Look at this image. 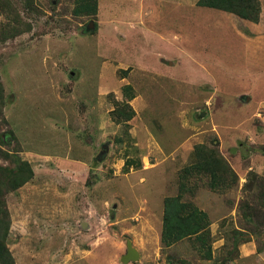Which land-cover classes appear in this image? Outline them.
Wrapping results in <instances>:
<instances>
[{
  "label": "rangeland",
  "instance_id": "374dc122",
  "mask_svg": "<svg viewBox=\"0 0 264 264\" xmlns=\"http://www.w3.org/2000/svg\"><path fill=\"white\" fill-rule=\"evenodd\" d=\"M73 1L35 0L42 15L22 12L32 31L0 43L3 131L35 171L6 199L14 263L120 264L129 238L140 253L129 264H221L186 240L162 249L163 200L177 195L194 145L214 142L238 185L217 193L192 177L182 201L208 214L215 259L245 230L246 176L264 177V0L259 24L195 10L197 0H98L95 19L74 18ZM90 21L96 32L81 35ZM124 84L135 116L117 125ZM139 157L140 169L126 168ZM250 237L222 264H264V236Z\"/></svg>",
  "mask_w": 264,
  "mask_h": 264
},
{
  "label": "trees",
  "instance_id": "16d2710c",
  "mask_svg": "<svg viewBox=\"0 0 264 264\" xmlns=\"http://www.w3.org/2000/svg\"><path fill=\"white\" fill-rule=\"evenodd\" d=\"M53 4V1H50ZM196 5L201 8L218 10L234 15L243 21L259 24L262 18V6L259 0H197ZM35 0H0V13L5 20L0 25V43L13 40L23 33L31 32L32 21L23 18L22 12L27 15H42L41 10L35 7ZM22 10H21V9ZM98 0H74L71 16L74 18L95 19L98 14ZM27 18V17H26ZM96 32L86 34L84 28L80 29L81 35H93ZM74 73V72H73ZM123 77L127 70L120 72ZM120 99H113L114 106L110 111L111 120L119 125L125 124L135 116L131 101L135 98V92L130 84H124L119 89ZM6 102L4 85L0 81V264H15L14 258L8 248L10 236L11 218L7 208L6 199L10 194L17 192L32 181L35 171L29 161L20 156V146L16 136L11 130L3 131L8 121L3 116ZM119 143L122 140L118 139ZM97 162V159L95 160ZM126 168L142 167L141 157L137 160L127 159ZM192 177L206 178L207 187L217 193H222L231 187L238 185L237 173L229 165L228 161L221 156L214 142L194 145L190 155V163L179 173L178 193L174 197L163 200L161 215L160 244L162 249H169L181 241H188L189 246L203 260L232 262L236 258L238 247L250 242V236L259 238L264 236V177L254 171L247 174L243 190L246 199L238 204V211L245 222L244 229H233L227 238H231L232 250L225 256L213 258L212 236L210 233V220L208 214L199 209L193 202H183L186 193L194 194V189L187 186ZM195 186V185H194ZM193 186V187H194ZM192 188V189H191ZM167 264H172L170 257L166 258ZM221 263V264H222Z\"/></svg>",
  "mask_w": 264,
  "mask_h": 264
},
{
  "label": "water",
  "instance_id": "95a60500",
  "mask_svg": "<svg viewBox=\"0 0 264 264\" xmlns=\"http://www.w3.org/2000/svg\"><path fill=\"white\" fill-rule=\"evenodd\" d=\"M94 28V24L92 21H90L87 26L84 29L85 33H89L90 30ZM74 73L71 72L70 76H73ZM245 99H250L249 96L243 97ZM108 149L104 146V152L102 153V156L104 153H107ZM97 161H99V155L96 157ZM115 207V205L113 206ZM125 253L119 258L120 264H129V263H137L140 259V253L139 251L133 246L132 241L129 238H125Z\"/></svg>",
  "mask_w": 264,
  "mask_h": 264
},
{
  "label": "crops",
  "instance_id": "0c3cea01",
  "mask_svg": "<svg viewBox=\"0 0 264 264\" xmlns=\"http://www.w3.org/2000/svg\"><path fill=\"white\" fill-rule=\"evenodd\" d=\"M148 3V7H150L151 8V6H153L152 4H150V2H147ZM156 4V3H155ZM195 6H196V8H195V10H198V8H200V9H208V8H201V7H198L197 5H196V3H195ZM156 7V6H155ZM198 7V8H197ZM152 10H155V9H153V8H151ZM160 8L159 7H156V10H159ZM170 10H176L175 8L173 9V8H170ZM179 10H181V8L179 9ZM182 10H186L185 8H182ZM208 10H212V9H208Z\"/></svg>",
  "mask_w": 264,
  "mask_h": 264
},
{
  "label": "flooded vegetation",
  "instance_id": "af4514ba",
  "mask_svg": "<svg viewBox=\"0 0 264 264\" xmlns=\"http://www.w3.org/2000/svg\"><path fill=\"white\" fill-rule=\"evenodd\" d=\"M102 147L103 145L101 146V150H99V152L97 153V156L99 155V157L102 156V153L104 152V147L103 148Z\"/></svg>",
  "mask_w": 264,
  "mask_h": 264
},
{
  "label": "clouds",
  "instance_id": "9594fccd",
  "mask_svg": "<svg viewBox=\"0 0 264 264\" xmlns=\"http://www.w3.org/2000/svg\"><path fill=\"white\" fill-rule=\"evenodd\" d=\"M87 26V25H86ZM85 29V28H84ZM74 76V75H73ZM73 76H71V77H73Z\"/></svg>",
  "mask_w": 264,
  "mask_h": 264
}]
</instances>
